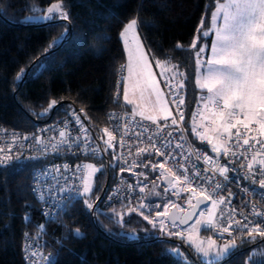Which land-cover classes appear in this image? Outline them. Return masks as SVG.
<instances>
[{
	"label": "trees",
	"instance_id": "obj_1",
	"mask_svg": "<svg viewBox=\"0 0 264 264\" xmlns=\"http://www.w3.org/2000/svg\"><path fill=\"white\" fill-rule=\"evenodd\" d=\"M223 1L0 0V126L30 131L74 109L85 110L92 122L105 126L110 112L131 111L121 97L115 98V88L125 64L120 32L135 19L152 61L170 58V66L177 65L185 73L175 79L184 82L180 91L186 108L185 125L193 141L207 152L205 143L194 140L190 123L204 94L195 83L197 52L211 42L200 36V23ZM55 3L62 5L68 19L54 13V19L41 24L25 22L32 13H47ZM65 32L66 38L50 48ZM194 40L195 48L190 47ZM37 61L44 62L39 71L34 69ZM22 70V78L17 79ZM53 100L58 108L52 113L55 105L46 112ZM107 147L102 159L96 161L102 170L91 197H76L54 220L44 218L33 195L36 165L0 166V264H34L32 250L43 241V254L36 262L40 264H186L184 257L189 259L188 264H203L182 239L167 234L176 228L162 233L138 212H129L137 206H98L97 198L114 170L111 163L115 151ZM150 168L148 164L134 171L131 180L140 187L136 176L146 172L143 182H153L159 191L164 190L159 187V171ZM86 200L93 209L87 207ZM151 203L163 211L162 205ZM174 203L182 209L190 205L185 200ZM113 209L123 214L122 222ZM77 229L82 237L72 234ZM231 238L237 247L224 264H264V253L260 252L264 237L234 232Z\"/></svg>",
	"mask_w": 264,
	"mask_h": 264
},
{
	"label": "snow or ice",
	"instance_id": "obj_2",
	"mask_svg": "<svg viewBox=\"0 0 264 264\" xmlns=\"http://www.w3.org/2000/svg\"><path fill=\"white\" fill-rule=\"evenodd\" d=\"M54 13H59L61 19H68L67 13L62 11V5L60 3H55L49 6L47 9V14L42 18L44 20L54 19ZM218 17L222 18V23L214 26V36L215 39L212 41L210 46V55L206 56L204 64L201 65L200 55L206 52L205 47H199L197 52V72L199 73L196 78L195 83L201 90H206L207 95H201L200 99L203 100L202 111L199 113L201 119L199 125H194L191 128L193 134L198 136L201 141H206L211 145L212 152L216 153L218 156L223 154L224 156L232 155L236 156L237 152L234 148L240 147V140H243V145L249 146V148H254V144L250 143L254 141L258 144L261 149H264V140L258 139L256 135L247 136L248 133L256 132L259 137H264V0H226L224 3H218L215 11L212 13V19L215 21ZM39 19V18H38ZM137 21L135 19L131 20L121 32V36L125 37L131 35L132 42L135 43L137 40ZM67 33L65 32L60 37L56 38L49 47L58 46L65 38ZM210 33L208 31L203 32L204 37H209ZM197 46L196 41L190 47L195 48ZM179 47V45H177ZM142 43H137L135 51H130L128 53V72L129 77L125 78L124 83V100L126 104L134 105L132 115L133 117L139 116L143 120L150 121L156 126L157 131L153 133L150 128L143 127L141 130L137 131L135 135L137 137L143 136L144 133H149L147 140L149 146L139 147L136 150L137 156H143L144 154L151 155L153 152L157 157H164V160L158 163H149L153 170L157 168L161 171V178L165 180L166 183L171 185L172 189H176L177 185H189L186 189L191 195L189 196L188 202L191 207L195 210L201 204L210 201L211 207L207 209L206 219H197L191 228L194 230L197 227L201 229L205 227H216L214 222V217L217 216L216 209L218 205L224 203V198L221 196L219 200L215 199L214 193L216 188L220 185L216 184L209 192L207 188L202 187V185L208 182V178L204 177L202 172L197 169L189 175V169L186 163L181 162V158L176 155L170 149L173 148L172 142V132H168L167 136H163L162 132L164 129L169 127V124L165 123L161 125L158 123V119H163L167 121L169 117H172V112L169 110L168 102L165 99V93L160 88V83L156 78V75L150 70L149 63L147 60V55L142 51ZM156 66L161 69L160 76L162 79L165 78L167 73H171L165 81V86L168 88L169 94L172 95V103L177 108V114L179 115L180 121L184 120L183 113L180 106L183 105L184 99L180 98L177 102L178 90L184 87V82L180 81L175 87H173V82L176 77H183L184 72L179 71L177 65L170 66V58H166L164 62L159 60L156 61ZM44 68L43 61H37L34 65V69L39 71ZM24 72L22 70L21 74L17 79H21ZM132 80L131 90L132 92L139 93V99L142 102L136 105V101L129 98V84L127 80ZM56 101L53 100L49 104L50 111L55 105ZM139 108V110H137ZM46 113H41L40 115H45ZM111 118V117H110ZM76 122L80 123V117L77 115L75 117ZM131 123V122H129ZM255 124L256 128H252L251 125ZM171 125H176L177 129L179 127L176 118L171 119ZM238 126H242L245 130L244 133L241 132ZM128 128V124H125V129ZM198 128H202L203 131H198ZM236 129L235 132L232 130ZM80 131L84 133L83 139L85 140V149L89 151H95L89 148L87 129L81 124ZM104 133L107 135L108 139L104 143L108 147H112V141L115 136L107 128H105ZM129 132L124 131L121 142L123 143V138L128 136ZM59 136L64 138L66 136L65 131H60ZM27 139V137H25ZM183 140V136L180 137ZM37 143H40V138H36ZM142 142V141H141ZM60 143H65L61 139ZM79 146V145H77ZM58 144H53L52 148L58 150ZM175 148L180 149L182 145L177 143ZM0 151H3L0 149ZM11 149L9 148V152ZM199 155V153H197ZM240 155H244L240 152ZM256 155H261V153H256L253 156V160L256 159ZM11 156H0V165L6 164L11 160ZM247 159V157H245ZM17 162L20 163V157H17ZM205 163L215 164L214 171H218L220 176L228 179L227 173L229 168L227 166H221L212 158L205 154ZM259 164L264 165V159L258 161ZM171 164V167H166ZM177 164L179 167L177 168ZM139 164L134 163L132 167H138ZM147 166V165H145ZM84 169L88 170L87 175L83 176V190L79 195L87 196L89 195L92 188V176L94 173L100 171L92 164H87L83 166ZM247 168L250 173L255 175L253 163L248 162ZM67 169V166H65ZM53 169H44L41 172L35 173L33 179L36 182H41L42 178L47 180L51 177L55 180V184L50 185L47 192L53 196L60 192L65 191L64 188L58 187L60 185L59 167H56L54 171L57 176H52ZM81 171L80 166H77V172ZM121 171H124L122 168ZM183 175H180V172ZM207 172L208 169L203 170ZM261 173H264V167L260 169ZM165 172L171 179L165 176ZM78 179L80 177H77ZM248 178V177H246ZM65 183H67V178H64ZM199 183L201 187H192L193 183ZM260 189L264 190V179L259 180ZM170 189L165 188L164 191L168 192ZM184 190V189H181ZM35 191V189H33ZM140 191H144L143 188ZM255 193L256 189H252ZM198 195L202 197V200H197L195 204H192L193 195ZM174 195H179L177 192H173ZM260 195L264 197V192ZM38 199H43V193ZM99 199V197L97 198ZM89 209H93L94 205L85 201ZM145 207L144 203L139 204V208H130L129 212H138L143 218L148 221V223L153 224L155 227V221L150 219V214L145 215L141 211ZM159 207V205H157ZM164 210L158 211L156 213L157 217H169V209H177L183 211V209L174 202L169 201L165 204ZM113 214L119 216L120 221H123V214L116 213L113 209ZM200 217L205 216V212L201 211L199 213ZM231 216V214H229ZM257 216H264V213L257 212ZM223 213H220L222 218ZM193 214H186V217L180 220L181 224H187L189 220H192ZM248 220V217H245ZM173 224H175V219H173ZM233 224H240L239 221L234 219H229L228 226H220L222 232L230 233V229ZM250 225H253L250 227ZM264 220L251 221L241 225L242 228L248 229V235L252 236L256 233L260 237H264ZM161 232H166L167 227L161 221ZM76 237H82V233L77 229L72 233ZM168 235H182L181 232H168ZM191 242V237H189ZM208 248L203 247L201 244L195 245V250L197 253H202L204 257L209 256V249L215 246V241L209 237ZM235 247L234 243L225 244L222 248H218L215 257L217 264H222V261L227 259L231 254V249ZM177 255H180L177 250Z\"/></svg>",
	"mask_w": 264,
	"mask_h": 264
},
{
	"label": "built area",
	"instance_id": "obj_3",
	"mask_svg": "<svg viewBox=\"0 0 264 264\" xmlns=\"http://www.w3.org/2000/svg\"><path fill=\"white\" fill-rule=\"evenodd\" d=\"M122 76L123 71H119L115 88L116 99L120 98L122 95ZM167 77L168 74H166L164 79L160 76V83L173 114L171 119L176 118L179 127L177 129L176 125H171V119L166 122H158L161 125L165 123L169 124V127L163 130L162 135L166 137L168 132L173 133V148L170 150L181 158V162L186 163L189 169V175H191L193 171L199 169L203 176L208 178V182L202 185V187L207 188V190L211 192L216 184L220 185L219 188H216L214 196L217 200L222 196L224 198V203L218 205L216 209L217 216L214 217V222L219 226L222 225L227 227L229 219H234L235 221H239L240 224H233L230 231L248 232V229L242 228L241 225L248 223V220H264V216L256 215L257 212L264 213V197L260 195L264 190H261L259 185V180L264 179V173L260 171L264 165L258 163L259 160L264 159V149H261L260 146L255 144L254 141H251V139L250 143L255 146L250 149L249 146L243 145V140L241 139L239 142L240 147L233 149L237 152L236 156H224L223 154H221L219 158L211 156L208 151L206 152L203 150L191 138L185 125L186 108L184 103L180 106L184 120L180 121L177 108L172 103V95L169 94L168 88L165 86ZM175 86L176 85L173 84V87ZM180 98H183V94L179 89L177 102ZM199 109L198 103L190 118L191 127H193L194 121L200 120L197 113ZM132 112L133 111L126 109H118L110 112L107 114V125L105 126H98L92 122L91 118L83 109H74L64 112L61 117L49 123L36 126L30 131H16L0 126V149L3 150L0 151V156L7 155L12 157L6 164L0 166L7 167L27 162L35 164L36 167L32 172L33 189H35V191H33L34 198L39 203L44 218L47 220H54L68 203L80 196L79 193L83 190L82 179L83 176L86 175L87 170L84 169L83 166L93 164L96 168L100 169L96 161L102 159L105 154L107 145L104 143V140L108 137L103 130L107 128L115 136L111 148L115 151L116 159L111 178L109 177L107 186L102 190L98 206L100 208H113L117 206H137L139 208V204L143 202L145 207L142 210L146 214H150V216L154 217L156 213L160 211L159 207H157V204H152L147 201L144 191H140V188L134 184L130 177L134 176V171L150 164L149 161H151V163H158L163 161L164 157H157L154 152L151 155L147 153L143 156L136 155L137 148H147L149 146L147 140L149 133H144L141 137H137L135 133L141 130L142 126L150 128L153 133H155L157 129L150 121L143 120L139 116L133 117ZM77 115L80 117L79 124L75 119ZM81 124L88 130L87 137L89 148L95 151L85 149V140L83 139L84 133L80 131ZM125 124H128L127 129H125ZM238 127L241 132L244 133L245 130L243 127ZM251 127L256 128V125L253 124ZM62 130L66 132L64 138L59 136V132ZM125 130L129 132V135L123 138L122 143L121 137ZM232 131L235 132L236 129ZM253 135H256L258 139L264 140V137H259L256 132L247 134L249 138ZM181 136H183V140L180 139ZM25 137H27V139H25ZM37 137L40 138V143H37ZM61 139H63L65 143H60ZM177 143H180L182 148H175ZM53 144H58V150L52 148ZM9 148L11 149L10 152ZM240 152H243L244 155H240ZM197 153H199V155H197ZM256 153H261V155H256V159L253 160L252 158ZM205 154L209 155L212 160L216 161L219 165L229 168V172L227 173L228 179L220 176L218 171H214L215 164L204 162ZM17 157H20V163L17 162ZM245 157H247V159H245ZM249 161L253 163L255 175L250 173L247 168ZM134 163L139 164V166L132 167ZM65 166H67V169H65ZM77 166H80L81 171L77 172ZM171 166L172 165L169 164L166 167ZM56 167L60 169V185L58 187L64 188L65 191L53 196L47 192V189L50 185L55 184V180L51 177L47 180L42 178L41 182L38 183L33 179V176L35 173L41 172L44 169H53L52 176H57V173L54 171ZM178 167L179 165L177 164V168ZM122 168L124 171H121ZM205 168L208 169L207 172L203 171ZM156 170L159 171V184H161L163 180L161 178L162 170L158 168ZM180 175H183L182 171ZM165 176H168L167 172H165ZM65 177L67 178V183H65ZM77 177L80 178L78 179ZM177 186L180 188L179 194H185L187 192L189 196L191 195L186 190L189 185L178 184ZM191 186L197 187L198 190L201 187L198 182L193 183ZM164 188L172 190L171 185ZM252 189H256V192L254 193ZM42 193L43 199H38ZM198 196V192L196 195H193L192 204ZM210 207L211 202L207 201L206 206L203 207L200 212ZM221 212L223 213L222 218L220 217ZM229 214H231V216ZM245 217H248V220H245ZM252 226L253 225H250V227ZM261 227L264 228V225H261ZM43 247L44 241L32 250L34 264H40L36 262H39V257L43 254ZM45 260H49L50 262L51 259L45 257Z\"/></svg>",
	"mask_w": 264,
	"mask_h": 264
},
{
	"label": "rangeland",
	"instance_id": "obj_4",
	"mask_svg": "<svg viewBox=\"0 0 264 264\" xmlns=\"http://www.w3.org/2000/svg\"><path fill=\"white\" fill-rule=\"evenodd\" d=\"M224 2H226V0H224L221 3H224ZM214 11H215V9L213 10V12ZM212 13H211V15L207 19H206V17L204 19H202V21L200 23V36L202 38H209L211 40L209 47L204 46L205 49H206V52L204 54H201L200 57H199L200 60H201V65L204 64V60L206 59V56L211 54V52H210V46H211L212 41L215 39V36H214V26L217 25V24H219V23H222V18L221 17H218L214 21L212 19ZM46 14L47 13H42V12L32 13L31 15H29L25 19V22L26 23H31V24H34L35 25V24H41V23L50 21V20H44V19H42ZM125 26L123 27V29L125 28ZM204 31H208L210 33L209 37H204L203 36V32ZM121 32H120V40H121V43H122V46H123V50H124V53H125V64H124V68H123V72L124 73H123V76H122L123 86H122L121 102H123L124 104H126L125 103V100H124V83H125V78H128L129 77V72H128V53L130 51H135V48L137 46V43H142V45H143L142 51L145 52L146 55H147V60H148V63H149L150 70L156 75V78L159 81V83H160V72H161V69L158 68L156 66V62H153L152 59L150 58V55H149L148 51L146 50V48H145V46H144V44L142 42L141 36H140L137 28H136V33H137V37L138 38H137V40H136L135 43L132 42L131 35L122 37L121 36ZM198 37H199V35L197 36V38ZM198 75H199V73L197 72L196 78L198 77ZM174 82H176V84H179L180 83V81H177V80H175ZM127 83L129 84V88H130V90H129V98L135 100L136 101V105L141 104L142 102L139 99V93H135L134 94L132 92V90H131L132 80H130V79L127 80ZM160 88L163 91V88H162L161 83H160ZM199 90L202 93H204L203 95H205V96L207 95L206 90H201V89H199ZM165 99H166V97H165ZM166 101H167V99H166ZM203 103H204L203 100H200V102H199L200 109L197 110V113H198V116L199 117H200L199 113L202 111V105H203ZM168 106H169V104H168ZM169 110L171 111L170 107H169ZM131 111H133V109ZM169 119H171V117H169ZM200 119H201V117H200ZM158 122H166V121L163 120V119H158ZM199 123H200V120H196V121H194L193 126L194 125H197L198 126ZM198 130L203 131L202 128H198ZM192 135H193L195 141H197L199 143L202 142V143L208 144L206 141H201L200 138L198 136H196L195 134L192 133ZM107 139L108 138H105L104 141H106ZM115 159H116L115 156H113L112 163H111L112 165L115 164ZM100 170H102V169H100ZM150 170H153L152 167L150 168ZM155 171H157V170H155ZM99 172L100 171L94 173L93 176H92V181H93L92 188H93V190H94V187H95V179H96V177H97V175H98ZM87 173H88V170H86V175H87ZM147 176L148 175L146 174V172H139V174L136 176V178L138 177V181L140 183V187L139 188L140 189L141 188L144 189V191L146 193V199H147L148 202H150V203L151 202L158 203V204L164 206L165 204L169 203L170 200H172L171 202H175V201H178L179 202L181 200L188 201L189 194H187V192L185 194H179V195H174L173 194L174 191L177 192V193L180 192L179 186H177L176 189L169 190L168 192H165L164 190L159 191V189L156 188L157 185L155 183H153V182L152 183L151 182H147V184H146V183L143 182V180H145L147 178ZM93 190H92V192H93ZM92 192L89 195H87V196H83V195H81V196L83 198H85V199H88V198L91 197ZM155 200H158L159 202H155ZM188 204H189V202H188ZM162 209L164 210V207ZM203 211L205 212V216L204 217H200V215L198 214L197 217L195 218V220L193 221V223H191L188 227H186V228H180V227L176 226V227H173V228H176V230L174 231V233L175 232H181L182 233V235H180V236H177L176 235V236L178 238L182 239L187 245H189L195 251V253L198 255L200 261L203 264H211V263L216 262L215 254H216L218 248H222L225 244L234 243L235 244V247L231 249V253H232L236 249V247H237V242L231 238V236H232V234L234 232L230 231L231 234H229L228 232H222L220 226L218 224H216V222H215V224L217 225L216 227H205L203 229H201L200 227H197L195 230L193 228H191V225H193L197 219H202L203 220V219H206L207 218V210H203ZM150 219H153V216H150ZM163 223L167 227V231H166V233H167L170 230V227H172V226H169L165 221H163ZM150 225L153 226V224H150ZM155 226L157 228H161V221H155ZM189 237H191V242L189 240ZM209 237H211L215 241V246H213L212 248L209 249V256L208 257H204L202 253H199V254L197 253V251L195 250V245L202 243L203 247L208 248L209 247L208 246V239H209ZM260 252L264 253V246L260 250ZM254 253H257V251H254ZM229 257H230V255L228 256V258ZM225 260H223V261H225ZM184 261L186 262V264H188L189 259L186 258V257H184Z\"/></svg>",
	"mask_w": 264,
	"mask_h": 264
},
{
	"label": "water",
	"instance_id": "obj_5",
	"mask_svg": "<svg viewBox=\"0 0 264 264\" xmlns=\"http://www.w3.org/2000/svg\"><path fill=\"white\" fill-rule=\"evenodd\" d=\"M51 53V52H49ZM48 53V54H49ZM46 54H44L43 56H45ZM28 71L25 74V77L27 76ZM59 104L56 105L53 110L52 113L58 108ZM206 149L208 151V153L216 158H219L220 155L218 156L216 153L212 152V148L211 145L206 144ZM168 179H171V177L166 176ZM108 179H109V174L107 177V181H106V185L108 184ZM170 185L168 183L165 182V180H162L161 184L159 185V187H169ZM105 187L103 188V190L105 189ZM203 198L198 196L195 200L194 203L195 204L197 202V200H202ZM207 204V202L201 204L198 208H196L195 210L191 207V205H187L185 209H183V211H179L177 209H170L169 210V217L165 218V217H157L156 215L153 217V219L155 221H165L169 226L172 227H180V228H186L188 227L191 223H193V221L195 220V218L197 217V215L199 214L200 210L205 207ZM186 214H193V218L192 220H189L187 224H181L180 220L184 219L186 217ZM173 219H175V224H173ZM227 260H225L224 262H222V264L226 263Z\"/></svg>",
	"mask_w": 264,
	"mask_h": 264
},
{
	"label": "crops",
	"instance_id": "obj_6",
	"mask_svg": "<svg viewBox=\"0 0 264 264\" xmlns=\"http://www.w3.org/2000/svg\"><path fill=\"white\" fill-rule=\"evenodd\" d=\"M137 30H138V28H137ZM139 32V31H138ZM142 39V38H141ZM143 42V41H142ZM144 44V43H143ZM145 46V45H144ZM146 48V47H145ZM147 50V49H146ZM128 107H129V109L130 110H132L133 109V107H134V105H130V104H126ZM137 110H139L138 108H137ZM170 120V119H169ZM168 120V121H169Z\"/></svg>",
	"mask_w": 264,
	"mask_h": 264
}]
</instances>
